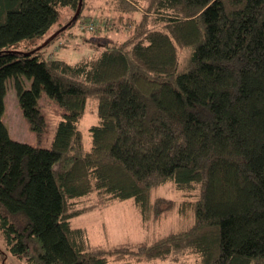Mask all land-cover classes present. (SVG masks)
<instances>
[{"label": "trees", "instance_id": "16d2710c", "mask_svg": "<svg viewBox=\"0 0 264 264\" xmlns=\"http://www.w3.org/2000/svg\"><path fill=\"white\" fill-rule=\"evenodd\" d=\"M81 2L72 21L79 0H0L6 253L25 264H111L72 217L96 193L104 206L131 198L144 223L161 218L170 203L150 191L170 184L193 225L136 250L114 249L113 264L190 254L197 264H264V0H117L132 36L77 63L48 56L86 18ZM141 7L147 13L137 20ZM59 9L70 14L67 28L36 49L59 24ZM179 51L189 54L182 71ZM8 83L38 140L42 93L62 109L49 147L11 139L2 119ZM89 96L97 123L85 150L78 123Z\"/></svg>", "mask_w": 264, "mask_h": 264}, {"label": "rangeland", "instance_id": "374dc122", "mask_svg": "<svg viewBox=\"0 0 264 264\" xmlns=\"http://www.w3.org/2000/svg\"><path fill=\"white\" fill-rule=\"evenodd\" d=\"M86 1L82 12L86 18L77 20L75 26L69 31V33H74L75 36L67 37L71 35L68 34L61 39L55 40L47 48L48 56L68 63H77L81 59L97 54L105 43H120L132 36L134 26L128 25L130 19L127 17L128 14L118 10L117 0ZM147 1L141 0L140 4L145 5ZM141 8H139L140 12L133 13L137 20L140 19L141 13H147ZM58 14L59 24L53 25L46 39L63 28L65 22L70 19V14L67 13L66 9H59ZM61 25H63L61 28H57ZM44 39L41 38L40 41L44 42L46 40ZM178 54H180L178 70L182 71L186 66L189 54L188 51H179ZM5 96V112L2 115V119L11 139L21 143H28L34 147H49L55 126L61 117L62 109L60 106L53 99L42 93L38 100V106L46 119V125L38 140L36 134L29 129L26 119L21 114L17 97L11 84L8 85ZM85 104L78 127L82 133L83 149L88 150L90 147L88 130L91 125L97 123V115H95L97 108L96 98L89 96ZM150 192L151 200L163 198L170 203V206L162 203L161 218L153 216L144 223L140 215H138L136 206L131 198L125 201H113L104 206L99 203L98 196L94 193L85 203L90 208L82 214L73 216L70 225L71 227L85 229L90 247L104 252L111 264L114 263V249L122 247L127 250H136L139 246L150 245L168 234L186 231L193 225L194 216L190 210L185 215L179 213L178 208L182 201V196L174 187L166 184L162 185V187H154ZM0 264H25L23 260L6 253L1 235ZM132 264L134 263L132 262ZM136 264H197V258L191 254L178 255L173 261H151L142 257Z\"/></svg>", "mask_w": 264, "mask_h": 264}, {"label": "water", "instance_id": "95a60500", "mask_svg": "<svg viewBox=\"0 0 264 264\" xmlns=\"http://www.w3.org/2000/svg\"><path fill=\"white\" fill-rule=\"evenodd\" d=\"M81 4H82V2H81V0H79L78 7H77V10L75 11V15H74V17L72 18V21H75L76 17L78 16L79 11H80V8H81ZM65 28H66V25H64V27L61 28L59 31L54 32L53 35H51L48 39H46V40L42 43V45H40V46L37 47L36 49H40V48H42V46H45L46 44L50 43V42L53 40V38H54L59 32L64 31ZM31 52H33V51H31ZM31 52L26 53V54H31Z\"/></svg>", "mask_w": 264, "mask_h": 264}, {"label": "bare ground", "instance_id": "6f19581e", "mask_svg": "<svg viewBox=\"0 0 264 264\" xmlns=\"http://www.w3.org/2000/svg\"><path fill=\"white\" fill-rule=\"evenodd\" d=\"M67 28V27H66Z\"/></svg>", "mask_w": 264, "mask_h": 264}]
</instances>
